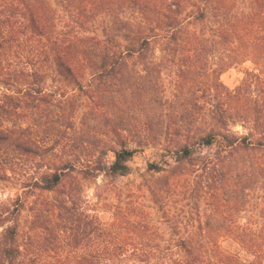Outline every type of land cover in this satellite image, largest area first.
<instances>
[{
  "label": "trees",
  "instance_id": "obj_1",
  "mask_svg": "<svg viewBox=\"0 0 264 264\" xmlns=\"http://www.w3.org/2000/svg\"><path fill=\"white\" fill-rule=\"evenodd\" d=\"M248 4L0 0V181L23 164L22 195L51 194L54 226L85 249L83 264H264V0ZM164 58L177 61V103L160 97ZM244 60L252 67L228 88L221 73ZM49 75L58 96L44 89ZM236 122L245 134L231 130ZM37 130L64 137L67 154L44 163ZM162 135L158 160L128 188L147 205L90 214L86 183L127 177ZM22 195L0 208V264H21L12 216ZM251 205L259 229L254 212L241 222Z\"/></svg>",
  "mask_w": 264,
  "mask_h": 264
},
{
  "label": "rangeland",
  "instance_id": "obj_2",
  "mask_svg": "<svg viewBox=\"0 0 264 264\" xmlns=\"http://www.w3.org/2000/svg\"><path fill=\"white\" fill-rule=\"evenodd\" d=\"M238 3V12H248V0H238ZM216 22V18L211 16L209 19V24L214 25ZM99 26L100 25L98 23H95L92 26V29H95L97 32H99ZM217 46V50H221V48H223V45L221 44H217ZM156 56L159 57V52H156ZM211 61H214V57H212ZM162 64L161 73L158 79L161 89V100H172V103H177L178 101L176 102V100H173V95L176 91L175 72L177 61L164 58L162 60ZM251 67L252 64L249 60L241 61L240 63L234 64L222 72L220 75V80L228 88H233L240 82L245 72ZM43 84L46 92L55 91L57 96L61 92V90H58L59 86H61L60 82L52 75L47 76ZM166 106L167 103H163L161 108H166ZM83 110L84 106H81L76 113V122L80 117V112ZM129 114L135 115L131 118L133 121L143 120L141 113L136 109L130 110ZM159 119L163 120L164 123L167 121V117L165 116L164 112H162ZM248 126L249 125L247 123L241 124L236 122L231 124L230 128L232 131L241 135L247 132ZM33 137L42 146L41 150L44 163L50 162L52 158L55 160L63 158V156L68 152L65 138H62V136L59 138H48L47 136L40 133L39 130H37L34 131ZM159 144H165L164 135L161 136L159 143L157 141L155 144H152L150 148H147L146 151L137 152L135 154L133 159L130 161L131 173L127 177L109 180L99 176L94 182H90L88 184L86 183V187L84 188V196L88 206L87 211L90 214H95L99 212L100 207H105V204H112V206L116 204L118 208L125 210L124 208H126V204L129 203L130 205L131 200L135 204L141 203L147 205V203L142 201L140 197L138 199L137 195H130L128 192L129 189L133 188L134 183L137 184V182L143 180L141 174L144 173V170L147 166L146 162L158 160L156 156L158 157L157 150L161 147ZM17 168L16 175L11 174L8 180L0 181V208L6 204L9 205L11 200H13L17 194H23L22 190L25 188L24 184H22V182H24L23 174L25 172L23 170L26 168L21 163L17 165ZM27 169L31 170V167H27ZM40 170L41 168L37 167L35 168L34 172H40ZM97 185L102 187L100 190V199L95 196V186ZM115 185L121 189L119 196L116 195L117 193L114 195V192H112V194L109 192V188ZM106 188L108 189L106 190ZM255 194L256 193L253 195ZM25 195H22L21 199L13 205L16 208L12 218L14 223L17 225L16 234L17 244L19 246L18 261H20L21 264H83L84 261L79 257L85 249L83 247L70 248L66 235L60 231H57L54 226L55 217L48 202V200L51 198V194L36 191L30 194L26 193ZM32 200L33 202H31ZM248 210L249 212L241 214V222L249 223L248 221L250 219L248 218H251L249 215L251 212H254L252 218H256V224H253V226L254 228L259 229L262 220L259 217L258 208L253 209L251 205L248 207Z\"/></svg>",
  "mask_w": 264,
  "mask_h": 264
}]
</instances>
